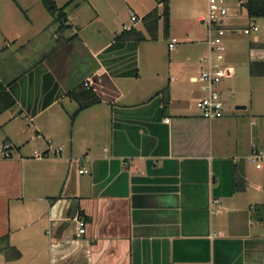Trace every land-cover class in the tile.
Here are the masks:
<instances>
[{"label": "crops", "instance_id": "0c3cea01", "mask_svg": "<svg viewBox=\"0 0 264 264\" xmlns=\"http://www.w3.org/2000/svg\"><path fill=\"white\" fill-rule=\"evenodd\" d=\"M159 1L143 3L141 16L132 11L139 25L127 27L142 29L141 17ZM66 15L70 27L62 32L52 18L38 27L27 14V26H0V81L15 100L0 112V147L10 144L9 156L0 151V264H264V174L258 180L245 160L252 143L264 145V117L255 118L247 105L205 120L162 109L152 98L158 89L139 94L136 86L140 41H115L119 31L90 43L80 37L81 70L69 82L51 60L82 29ZM111 20L117 22L114 13ZM171 29L169 9V51L179 41ZM10 44L18 58L6 54ZM250 53L264 55L259 48ZM152 69L151 85L160 80ZM80 80L100 101L71 118L77 101L69 90ZM186 122L194 135L183 131ZM222 126L226 138L217 134ZM58 145L60 153H52ZM34 150L48 153L35 157ZM235 175L244 189H235ZM77 216L85 223L80 236Z\"/></svg>", "mask_w": 264, "mask_h": 264}, {"label": "rangeland", "instance_id": "374dc122", "mask_svg": "<svg viewBox=\"0 0 264 264\" xmlns=\"http://www.w3.org/2000/svg\"><path fill=\"white\" fill-rule=\"evenodd\" d=\"M55 1L57 4L62 5V3L68 0ZM108 1L110 6L104 0H91L99 14L98 16H96L92 7L85 0H71L64 7L65 12L67 11L75 15L82 23V29L79 30L77 38L75 36L68 44L55 51L56 53L51 57V60L59 62L60 74H65V79L69 82L75 78L77 79L81 70L79 60L82 58L79 57L84 53L85 47L80 37L84 40L86 39V43H90L91 41L96 42V40H99L98 38L106 36L109 31H113V33L114 31H120L123 27L121 24L122 21L126 25L132 23L139 25L138 21L130 20V13L132 11L137 12L138 16H141L145 11L143 3L149 0ZM225 2L229 5V11L224 17L222 26L224 28V35L221 38L224 44L222 62L232 65L233 74L223 77L217 85L222 95L223 110L230 109L234 113H237L241 109L240 111L243 112L244 109L235 108V105H247L246 111L253 110L256 114L254 116L255 118H260L261 115L264 117V76H253L249 74L248 62L254 56L250 55V42L253 39L251 35L244 34L240 30L247 23L248 16L243 6L237 0H225ZM168 4L170 9L171 32L176 35V38L178 37L179 41L175 48L169 51L167 41L170 37L163 35L161 29H159L156 39L147 38V41H140L138 52L136 53L137 58H139V74L138 79L135 80L137 82L136 86H141L139 94L145 93L147 88L152 89L151 93L153 94L157 89L159 90L161 87L167 86L169 93L167 107L169 106L170 111L178 113L180 109H184L187 113L197 114L201 120L203 117L195 105V98L200 93L199 84L198 82L189 81L188 75L189 72H197V68L199 69L201 65L198 61L199 58L207 53L208 45L205 40V24L197 19L199 15L205 14L207 9L206 1L168 0ZM112 13H114V17L117 20L115 23L111 20ZM26 14L38 27L51 20V15L40 0H0V23L2 24L0 26L2 28L5 26L7 29L11 26L19 28L20 24L27 26L29 21ZM254 21L260 26L256 34H258L260 40H263L264 17H256ZM231 24L236 27L235 33L231 32ZM49 27L47 33L48 31H52L53 28L50 25ZM190 28L194 31L187 36L185 31ZM23 30L24 28L20 29V31ZM98 30L100 31L98 32ZM95 38L97 39L95 40ZM28 46H26L25 50H30L32 54L34 52V57H38L39 52L36 51V47ZM15 47L16 44H10L7 47L8 51H5L7 52L6 54L12 55V58H18L19 54L14 51ZM169 58L173 61L170 70H168L167 65ZM191 67H193L192 70L188 71ZM152 68L158 71L160 76L159 82L156 81L153 85L150 84ZM171 73L176 75L174 81L168 79ZM142 87L144 90H142ZM68 102H70V105L76 103L74 99H69ZM203 120L205 119L203 118ZM185 125L183 131L189 135H194V131L191 130L189 123L186 122ZM217 129L218 136H221L220 138L222 136L226 138L225 128L222 126V128ZM227 142L229 143L225 139L223 143ZM247 166L250 171L255 172L254 175L255 177L257 176L258 180L264 174V169L255 168L251 163H247Z\"/></svg>", "mask_w": 264, "mask_h": 264}, {"label": "built area", "instance_id": "2783aa9c", "mask_svg": "<svg viewBox=\"0 0 264 264\" xmlns=\"http://www.w3.org/2000/svg\"><path fill=\"white\" fill-rule=\"evenodd\" d=\"M206 12L199 16V20L203 22L208 30L205 38L207 42V53L201 58V68L196 76L193 77L195 82H198L199 95L195 98V105L203 118L214 119L218 117L223 110V100L221 91L217 87L218 83L225 76L232 73L231 65L222 62V52L224 51V44L222 43V36L224 35L223 20L228 13V7L225 0H206ZM131 19H136L134 14H131ZM122 28H128L123 25ZM260 26L250 19L247 24L242 26L240 30L252 37L259 31ZM235 33L236 30H231ZM257 40V37H255ZM264 43V38H263ZM175 45V41L168 42V47ZM84 85L90 87L89 81L85 80ZM165 120L167 118L165 117ZM8 142H4L0 151L4 156H9ZM61 146L58 145L51 150L52 153H60ZM48 153L45 151H33V156L43 157ZM245 160L254 165L255 168L264 169V146L257 143H252L248 153L245 155ZM80 172L87 171L84 168L79 169ZM75 235L80 236L85 231V223L82 217H75Z\"/></svg>", "mask_w": 264, "mask_h": 264}, {"label": "trees", "instance_id": "16d2710c", "mask_svg": "<svg viewBox=\"0 0 264 264\" xmlns=\"http://www.w3.org/2000/svg\"><path fill=\"white\" fill-rule=\"evenodd\" d=\"M45 9L51 15V24L56 25V31L62 32L66 28L70 27L67 23V15L64 7L71 0L66 1L62 5H57L55 0H40ZM161 7L154 6L147 13L141 17L142 29L131 26L129 28H122L118 33H115V41H125V40H136L141 41L144 39H156L158 36V23L161 21L163 35H167L169 27V6L168 0H160ZM241 6L245 9L247 16L250 19L256 17H264V0H241ZM69 37L70 39L73 37ZM250 48H259L264 51V43L258 42L257 40H252L250 42ZM249 74L253 76L264 75V55L253 56L248 62ZM90 73V70L87 71ZM70 95L77 101V107L75 111L70 115L71 118L80 111L81 109L97 103L100 101L99 96L94 92L91 87H86L84 82L80 80L77 82L70 90ZM158 97L161 100L162 109H166L169 102L168 87L164 86L159 89L152 96ZM15 100L6 89L5 85L0 81V112L13 106ZM239 171V170H238ZM240 173V172H238ZM234 186L236 190L244 189V179L240 176H234Z\"/></svg>", "mask_w": 264, "mask_h": 264}, {"label": "water", "instance_id": "95a60500", "mask_svg": "<svg viewBox=\"0 0 264 264\" xmlns=\"http://www.w3.org/2000/svg\"><path fill=\"white\" fill-rule=\"evenodd\" d=\"M244 105H236V108H242Z\"/></svg>", "mask_w": 264, "mask_h": 264}]
</instances>
